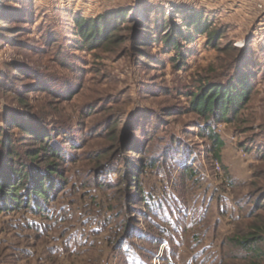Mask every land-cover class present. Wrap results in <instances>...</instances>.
Here are the masks:
<instances>
[{"label":"rangeland","instance_id":"obj_1","mask_svg":"<svg viewBox=\"0 0 264 264\" xmlns=\"http://www.w3.org/2000/svg\"><path fill=\"white\" fill-rule=\"evenodd\" d=\"M125 19L139 20L142 27L135 30V23ZM200 19L208 31L199 29ZM83 20L102 25L98 38L82 35ZM188 35L192 40L182 39ZM168 39L181 46L174 48ZM227 48L228 52L222 51ZM177 50L183 58H178ZM240 72L249 78L248 103L230 121L199 122L191 94L219 83L234 84ZM15 121L39 132L48 126L54 135L52 144L66 151L62 167L68 191L60 194L58 202H65L64 213L72 217L63 224L67 229L63 240L74 234L79 241L48 243L46 236L35 240L48 224L44 216L36 222L30 214H0V264H139L141 260L161 264L173 245L170 257L175 264H193L192 258L200 252L202 257L194 264L221 260L250 264L251 255L232 248L225 251L222 243L264 228V4L261 7L256 0H0V129L11 128L18 139L21 129L8 126ZM111 124L114 132H109ZM202 125H211L225 141L220 161L208 151L211 140L199 135ZM25 138L19 142L21 149L38 147ZM134 147L145 151L135 156L134 163L144 156L155 161L140 174L144 195L153 194L164 204L163 209L156 205L145 218V207L136 204L132 211L123 210L115 198L116 187L106 186L120 181V169H127L121 162L133 160ZM179 149L187 158L191 155L190 162ZM103 152L109 160L117 153L118 160L108 163L107 172L98 178ZM184 164L194 167L196 182L182 174ZM173 197L177 202L165 203ZM177 208L183 213L175 216ZM92 209L95 214L85 226L81 214L87 218ZM115 213L122 214L119 221L128 215L142 234L128 237L123 249L108 243L106 231L91 238L92 247H78L85 232L99 230L108 218L117 224ZM154 218L163 228L169 227L166 218L179 226L170 234L174 242L164 233L170 244H157L153 237L160 232L151 222ZM68 244L78 247V253L62 251ZM52 246L61 251L55 254Z\"/></svg>","mask_w":264,"mask_h":264},{"label":"trees","instance_id":"obj_2","mask_svg":"<svg viewBox=\"0 0 264 264\" xmlns=\"http://www.w3.org/2000/svg\"><path fill=\"white\" fill-rule=\"evenodd\" d=\"M125 20L127 21L128 19ZM83 21V24L79 23V30L82 29V35L88 38L91 34H97L96 36L98 38V36L102 33V25H100V27H95L92 23L93 21ZM132 21L133 19L130 21L128 20L130 23H135V30L142 27L139 20H135V22ZM194 21H196V18H194ZM193 23L194 22H192V24ZM197 23L199 24V29L201 31L206 32L209 30V27H204L202 19L199 21L197 20ZM182 39L189 42L192 40V36H184ZM214 40L216 39L211 40V44L214 43ZM170 42L171 40L168 39L167 44H173L174 48L181 46V43L178 41L176 43ZM232 49L233 51L238 50V48ZM222 51L228 52L229 50L227 48L222 49ZM177 56L178 58L184 57L180 50H177ZM248 79V76L245 75L244 72H240V78L238 80L236 79V83L234 84H231L230 82H227L226 84L219 83L215 86L202 87L199 91L192 93L191 107L192 110L198 114V121L200 122L202 119L205 121L208 119H213L214 121H230L231 116L235 117L237 112L241 110L249 101L250 86L248 84ZM43 88L44 90L47 89V87ZM8 126L20 128L22 135L18 139H15L14 133L10 132L11 128L8 129L3 127L0 129V214H30L34 219L44 216V219L47 221L46 224L48 223V227L46 225V229L41 231V233L36 236L35 240L42 238L40 236H46L49 240L48 243L56 239V244L59 241H62V244H66L67 242L71 243L72 239H74L75 242H78L79 240L77 239V235L74 236V234H72L69 239L63 240L67 230L66 227H63V224L70 223V219L72 217H67V213H64L65 208H68L65 206V202H58L60 194L68 191L66 190L68 181L62 167L66 151L57 147L55 143L54 145L52 144L54 135L52 133L53 131H51L48 126H46V128L40 127L44 129L41 132L38 131L39 129L33 128L32 125L24 124L20 121H15L13 125ZM6 129L8 130L6 131ZM198 129L200 130V136H204L205 138L211 140V144H209L210 147L208 149L209 153L213 158L220 161L221 151L225 146V141L215 132L211 125L198 126ZM53 130L57 133L61 131L60 128H58V130L54 128ZM114 130L115 126L111 124L109 132H114ZM26 136L31 140L28 144L37 143L38 147L36 146L30 147L29 149H21L22 143L19 142H25ZM68 142L70 141L68 140ZM71 148L76 149V144L74 145L71 143ZM131 151L132 154H134L131 158L133 160L123 159L121 162L127 166V169H120V181L114 185L111 182H108L106 186L108 188L116 187L115 190L117 191L115 198L119 199V203L122 202L121 206L123 207V210L132 211V208H134L136 204L139 208L145 207L147 209L146 213H144L145 218L147 215H150L151 212H154L156 205H158L160 209H163L164 204L162 202L159 203L157 197L153 194L147 193V196L144 195L146 194V191L143 189L141 184L142 182L140 180L141 172H143L147 167H153L155 165V161L144 156L143 161L141 159L140 162L134 163V159L138 158L135 156L143 153L145 154V151L141 150L139 147H134ZM178 152L182 154L181 156H185L187 163L192 159L191 155L187 158V154L180 151V149ZM121 153L123 154V152L118 154L121 155ZM101 157L102 159L97 164L96 177L98 178L103 173L105 174L107 172L105 170L107 169L106 166L108 163L118 160L117 153L116 157L112 160H109L110 158L108 159L107 153L104 154V152ZM174 159L180 161L179 158ZM182 174H186L188 180H192L194 182L197 181V179H194L196 173L192 165L184 164L182 167ZM82 184L83 187L87 185L85 182ZM126 186H130V190H125ZM99 188L102 189L103 186L99 185ZM133 188H135L134 191H132ZM64 196L69 198L67 194ZM176 198L177 197H173L172 201L165 199V203L173 202L174 200L177 202ZM174 212V215L177 216L181 215L183 210L177 208ZM92 213H94L93 209L87 218L83 213L81 214L84 216L83 223L85 226L91 223V218L95 214ZM130 213L131 212H128V214ZM121 215V213H115L114 215V218H117V224L114 219L108 218L107 221H105V225H102L99 230L96 229L89 230L88 233L85 232V241H83L78 247H92L95 244L94 241H90L91 238L104 234L106 231L108 232L107 236L109 234L108 243L112 246L115 245L116 248L117 246H120L119 248L123 249L127 244L125 242L129 241V239H127L128 237L134 234H142V231L136 230L135 227L131 225L132 219L130 217L128 218V215H125V219L119 221ZM155 218L152 219L153 221L151 222L155 223L157 227L159 226L158 229L160 233L156 235V238L153 237V239H155L157 244H162L165 241H168L170 244V241L166 239L163 234L172 235V230L179 231V226L177 224L173 226L169 223V219L166 218L169 227L163 228L160 223L155 221ZM158 219L163 223L165 222L163 218ZM27 220H31L32 224H35L34 222L37 219L33 221L27 217ZM28 227L34 229L33 225H29ZM171 235L170 239L173 241V235ZM195 236L198 237V234H195ZM169 244H166V246L169 247ZM222 245L225 248V251L227 249L230 251L232 248V251H235L236 253L244 252L245 254L251 255L250 264H261L264 260V228L256 227L250 231L242 232L235 237H228L225 244L222 243ZM173 246L169 247V254L163 258L161 264H175V261L170 257L175 252L173 250ZM68 247L69 248L63 249L62 251L72 250L73 255L78 253V247L72 249L73 247L70 244H68ZM51 248L54 250L55 254L61 251L60 247L52 246ZM220 248L222 249V246ZM168 250H166V253H168ZM207 250L208 248L206 251ZM225 251L222 255L225 254ZM198 254L200 255H196V258H192L191 261L193 264L198 257H202V252ZM223 261L224 260H221L218 264H223L226 260L224 262ZM139 264H145V262L141 260L139 261ZM200 264L204 263L201 262Z\"/></svg>","mask_w":264,"mask_h":264},{"label":"built area","instance_id":"obj_3","mask_svg":"<svg viewBox=\"0 0 264 264\" xmlns=\"http://www.w3.org/2000/svg\"><path fill=\"white\" fill-rule=\"evenodd\" d=\"M256 1L259 2V4H260L261 7L263 6V4H264V0H256Z\"/></svg>","mask_w":264,"mask_h":264}]
</instances>
